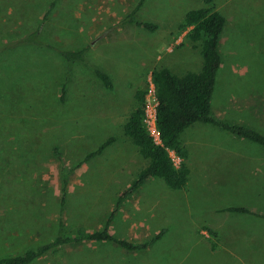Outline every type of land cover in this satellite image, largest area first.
Returning <instances> with one entry per match:
<instances>
[{"label":"rangeland","instance_id":"374dc122","mask_svg":"<svg viewBox=\"0 0 264 264\" xmlns=\"http://www.w3.org/2000/svg\"><path fill=\"white\" fill-rule=\"evenodd\" d=\"M49 1L0 0V48L9 41L0 51V258L51 240L61 215L71 232L101 228L109 218L110 232L123 240L163 232L143 251L83 241L32 264H264V218L225 210L246 206L264 215V146L213 124L181 134L189 168L183 189L153 178L115 205L147 162L122 130L134 93L146 89L155 67L200 70V44L178 25L203 0H142L136 16L157 24L153 32L121 23L140 0H57L42 23ZM213 6L226 24L211 113L264 134V0ZM38 27L39 44L24 41ZM53 46L86 47L85 58L113 87L104 88L88 64L66 65Z\"/></svg>","mask_w":264,"mask_h":264},{"label":"trees","instance_id":"16d2710c","mask_svg":"<svg viewBox=\"0 0 264 264\" xmlns=\"http://www.w3.org/2000/svg\"><path fill=\"white\" fill-rule=\"evenodd\" d=\"M56 1H49L48 8L42 17V23L51 13ZM141 2L142 0L122 18L121 23L133 24L153 32L157 29V24L139 20L136 16ZM203 2L205 6L188 10L178 25L181 32H186L185 37L187 39L200 44L202 57L200 70L186 72L182 75L176 74L166 66H158L151 70L150 76L155 85L158 99L157 127L161 143L157 144L152 140L143 123L142 102L145 89L139 88L134 93L135 106L123 123L122 130L124 135L137 147L141 157L147 162L138 171L129 186L118 195L115 202L116 206L122 205L127 198L153 178L161 179L171 190H181L186 186L189 168L185 162L187 152L181 143V134L195 123L213 124L235 137L264 146V134H260L255 129L240 123L221 120L211 113V99L215 89L216 75L221 66L220 37L226 20L222 13L214 8V0H203ZM38 32L39 27L28 33L29 35L25 36L26 40L24 41L39 44L35 39ZM23 36H17L18 38L15 39L19 40ZM17 42L19 43V41ZM8 43L9 41L4 42L0 51L6 49ZM31 47H35L34 44ZM48 47H52V45H48ZM53 50L68 66L76 63L90 65L104 88L111 89L113 87L110 75L102 68L92 65L85 58L86 47L77 50L63 48L57 50L53 46ZM65 92L66 88L63 85L61 87V100H64ZM111 140H106L87 158L99 153ZM170 151H173L179 157L178 164L174 162ZM55 154L58 156L61 169H63L65 163L59 156L57 149H55ZM66 186L67 181L64 176L61 187V208L65 202ZM225 210L264 218L263 214L254 212L246 206H227ZM110 220L111 218L107 219L101 228L92 231L87 230L84 226H79L71 232L65 229L64 220L60 215L57 230L51 240L14 256L1 257L0 264H32L46 253H55L63 246L79 244L83 241L108 242L129 252L143 251L160 238L163 232L160 231L150 239L141 242L123 240L110 232ZM209 232L214 235L213 231Z\"/></svg>","mask_w":264,"mask_h":264},{"label":"built area","instance_id":"2783aa9c","mask_svg":"<svg viewBox=\"0 0 264 264\" xmlns=\"http://www.w3.org/2000/svg\"><path fill=\"white\" fill-rule=\"evenodd\" d=\"M157 105L158 99L156 96V89L150 76L142 102L143 123L148 131V134L152 137V140L159 144L161 143V139L159 129L157 127Z\"/></svg>","mask_w":264,"mask_h":264},{"label":"crops","instance_id":"0c3cea01","mask_svg":"<svg viewBox=\"0 0 264 264\" xmlns=\"http://www.w3.org/2000/svg\"><path fill=\"white\" fill-rule=\"evenodd\" d=\"M167 67V66H166Z\"/></svg>","mask_w":264,"mask_h":264}]
</instances>
